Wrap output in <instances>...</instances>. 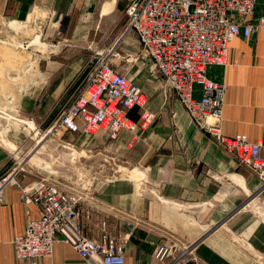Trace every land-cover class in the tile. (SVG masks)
Wrapping results in <instances>:
<instances>
[{"label": "crops", "instance_id": "crops-1", "mask_svg": "<svg viewBox=\"0 0 264 264\" xmlns=\"http://www.w3.org/2000/svg\"><path fill=\"white\" fill-rule=\"evenodd\" d=\"M128 2L0 0V15L19 20L39 15L57 34L61 30L67 43L63 45L83 49H76V55L73 50L69 58L45 61L59 69L52 83L53 98L58 100L85 64V49L122 34ZM258 16H264V0L256 1L253 18ZM125 52L134 60H126ZM110 60L142 89L151 118L144 123L140 110L133 108L129 112L137 123L133 132L122 131L114 140L104 132L74 136L71 145L86 155L80 160L89 166L73 183L81 195L84 235L97 239L104 231L119 240L125 264H162L154 257L161 243L176 244L177 250L178 245L196 244L184 260L173 264H255L264 254V185L197 125L151 72L134 32L122 36ZM206 76L225 86L220 115L209 117L214 131L228 137L243 134L249 141L264 138V27L250 37H235L227 64L207 67ZM200 95V87L194 85V98ZM10 156V150L0 145V172ZM35 176L30 170L20 182L29 184ZM19 196L20 189L9 186L0 200V264H33L16 257L13 238L41 212ZM34 264L85 263L70 244L56 241L51 255Z\"/></svg>", "mask_w": 264, "mask_h": 264}, {"label": "built area", "instance_id": "built-area-1", "mask_svg": "<svg viewBox=\"0 0 264 264\" xmlns=\"http://www.w3.org/2000/svg\"><path fill=\"white\" fill-rule=\"evenodd\" d=\"M256 1L129 0L119 39L134 32L151 72L175 94L192 120L248 166L264 185V138L249 141L243 134L228 137L214 131L209 117L220 115L225 86L206 76L207 67L227 64L228 47L235 37H250L264 27V16L253 18ZM113 51L114 46L92 51L83 66L88 71L83 86L56 128L84 135L105 132L114 140L122 131L135 130L129 115L133 108L140 110L144 123L150 120L144 92L115 69L110 60ZM194 85L200 87L199 99L193 96ZM26 163L11 153L0 172V200L5 189L15 185L20 189V200L34 204L41 212L40 218L28 220L24 232L13 238L16 257L34 264L36 259L50 256L55 242L62 241L70 244L85 264H125L122 243L106 234L89 239L82 233L78 191L46 177L21 184L20 179L30 173ZM175 245L159 244L154 253L157 262L165 264L170 258L167 264H173L190 254L192 246L178 245L177 250Z\"/></svg>", "mask_w": 264, "mask_h": 264}, {"label": "rangeland", "instance_id": "rangeland-1", "mask_svg": "<svg viewBox=\"0 0 264 264\" xmlns=\"http://www.w3.org/2000/svg\"><path fill=\"white\" fill-rule=\"evenodd\" d=\"M44 19L39 15L25 20L0 15V35L12 39L2 41V44H15L22 52H31L34 62L39 66L38 78L33 81L34 83L31 82L20 89L18 100L11 96L6 100H0V145L6 146L18 159H25L27 169L32 170L36 175L35 180L46 177L72 191L76 189L73 183L78 181L79 174L88 171L89 166L80 160V158L83 160L86 155L82 153L81 156L71 145L78 132L56 127L60 125L59 120L63 111L69 108L72 98L83 86L88 71L83 67L78 69L62 96L54 100L55 85L52 83L59 69L49 67L45 61L48 58L52 60L56 57L69 58L73 55V50L76 55L79 53L76 49L81 47L63 45L66 42L62 38L61 30L57 34ZM29 34H31L30 39L27 38ZM36 34L40 35L41 41H32ZM119 36L120 34L112 36L107 43L104 39L100 42L101 44L93 45L96 47L94 49H85L88 51L86 54L89 57L92 51L104 50L111 46H115L113 51L115 52L122 39H119ZM106 45L111 46L106 47ZM122 56L134 60L130 52H125ZM27 68L28 66L24 67L23 72L28 71ZM134 123L137 125L136 122ZM101 234L109 236L104 231ZM195 245L192 244V247ZM256 263L264 264V254L257 258Z\"/></svg>", "mask_w": 264, "mask_h": 264}, {"label": "water", "instance_id": "water-1", "mask_svg": "<svg viewBox=\"0 0 264 264\" xmlns=\"http://www.w3.org/2000/svg\"><path fill=\"white\" fill-rule=\"evenodd\" d=\"M30 37L31 34L27 36ZM9 40L12 39L0 35V100H6L9 96L18 100L20 89L38 78L39 66L34 62L33 54L22 52L15 44H2V41ZM27 66L28 71L23 72Z\"/></svg>", "mask_w": 264, "mask_h": 264}, {"label": "bare ground", "instance_id": "bare-ground-1", "mask_svg": "<svg viewBox=\"0 0 264 264\" xmlns=\"http://www.w3.org/2000/svg\"><path fill=\"white\" fill-rule=\"evenodd\" d=\"M39 38H40L39 35L36 34L32 41L37 40V42H38V41H39ZM9 76H10V75H8V77H9ZM10 78H12V77H10ZM14 78H15V77H14ZM16 78H17V77H16Z\"/></svg>", "mask_w": 264, "mask_h": 264}]
</instances>
